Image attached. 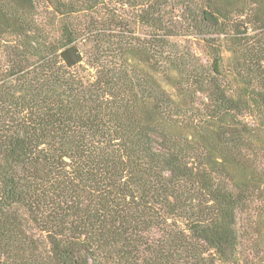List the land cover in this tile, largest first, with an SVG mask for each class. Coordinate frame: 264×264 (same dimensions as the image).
Here are the masks:
<instances>
[{"label": "trees", "instance_id": "obj_1", "mask_svg": "<svg viewBox=\"0 0 264 264\" xmlns=\"http://www.w3.org/2000/svg\"><path fill=\"white\" fill-rule=\"evenodd\" d=\"M0 264H264V0H0Z\"/></svg>", "mask_w": 264, "mask_h": 264}]
</instances>
